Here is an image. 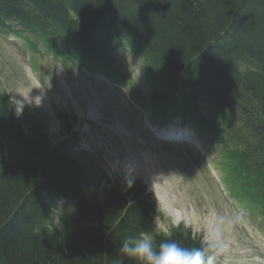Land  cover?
<instances>
[{"label": "trees", "instance_id": "obj_1", "mask_svg": "<svg viewBox=\"0 0 264 264\" xmlns=\"http://www.w3.org/2000/svg\"><path fill=\"white\" fill-rule=\"evenodd\" d=\"M103 1L0 0V28L10 30L6 22L13 19L48 42L69 41L66 49L83 60L105 52L112 39L127 38L151 65L156 95L165 97L160 110H178L203 125L208 117L200 104L226 124L225 108L235 105L237 120L259 140L255 157L264 171V0H136L157 35L129 25L139 26L130 0H118L116 23L98 30L91 20ZM150 34L155 41L147 40ZM23 126L11 105H0V147L10 152L0 169V264H121V244L145 211L144 188H129L117 177L107 183L103 203L87 198L64 146ZM56 193L69 209L49 235L43 225ZM184 233L176 229L158 244L174 240L186 247ZM122 264L138 262L124 257Z\"/></svg>", "mask_w": 264, "mask_h": 264}, {"label": "rangeland", "instance_id": "obj_2", "mask_svg": "<svg viewBox=\"0 0 264 264\" xmlns=\"http://www.w3.org/2000/svg\"><path fill=\"white\" fill-rule=\"evenodd\" d=\"M29 39L35 46L38 47L41 45L42 40L36 36H31ZM8 46L9 43L7 42H3V44L0 45V72L2 78L0 93L3 94L0 105H11L15 109L17 115H19L20 122L26 125L23 126L25 133L29 134L30 127L36 128L47 136L49 135L51 139L50 142L55 144L59 141V138L63 136L62 134H64V131L68 130L70 123L74 122L81 115L82 111L89 108L92 101H98L95 109L100 112L103 103L106 100H112V102H106V105L110 106L111 112L104 110V116L107 115V112H110L113 118H116V113L122 110L119 99L110 96L107 92H102L98 95L91 93L89 91L91 87H88L89 83H87L84 78H80L72 69L67 70L62 67H56V65L60 66L59 62L58 64H52L53 60L47 54L46 58L48 59H44L42 62L45 63L47 71L45 73V80L49 83L47 84L46 92L47 94L49 92L50 98H52L51 101L53 102L52 105L58 112V116H55L50 111V104L45 100V92L39 89V85L30 76L29 70L26 69L25 65L22 64L21 67L16 61L17 64H14V70L17 71L14 72L10 70L8 59L4 60L3 58L13 56L18 59V57L16 55L17 52H12ZM57 78L60 81H58ZM112 105L114 106L113 108H111ZM21 107L22 112L19 113ZM122 112L124 116H126L127 113H124V110H122ZM94 135L96 136V134ZM111 142L112 139L109 138L107 141H104V143L102 142L103 144L99 143L102 148H105L107 152H109L110 161L107 181L105 183L97 181V178H95V170L90 167H86L84 170L83 179L87 189H89L90 196L92 199L98 198L100 203L105 201L104 198L108 182L117 177L125 181V170L122 169L119 164V160L124 159L125 154L121 153L116 157L112 156L111 151L116 146ZM132 143L133 144L129 146L130 148H139L136 143ZM217 149L218 148L215 147V159L220 156ZM155 154L159 156L157 153ZM155 157L156 156H154V158ZM170 159L172 161L180 160V158L176 159L173 156H170ZM161 160L163 162L167 161L166 158L163 159L160 156L155 158V161H159V163ZM80 162L83 163L84 159L80 158ZM169 163L166 162L165 168H163V181L166 183L164 186H166L167 192L162 191L160 193L161 195L163 192L167 194L169 191L168 194L172 200L171 206L181 209L183 214L186 212H195V219L186 217L189 221L184 219L185 224L178 225L173 216L171 218L166 217L160 224L164 226L166 223L165 227L170 225L171 229H189L196 239L199 238L201 240L202 244L217 243L219 239H216L220 237L222 239L228 238L230 244L227 248L222 249L224 254L229 255L233 253V255L238 258L246 256L250 259H254V255L260 251L261 245L258 240L254 238L249 229L247 230L245 227L241 226L239 216H237L222 199L217 197L214 193H211V190H209L205 184L201 183V177L196 170L189 168L188 173V171L183 168L184 172L175 175L170 172ZM97 167L100 168L98 164ZM156 168L160 169L159 167ZM151 169H153V167H151ZM143 178H136L137 181L133 179L134 182L132 185H136L137 187L143 185L142 182L145 181V178ZM199 191L200 194L198 195ZM228 195L232 196L230 192ZM213 238H215L217 242L213 240ZM222 241L223 240H221V242Z\"/></svg>", "mask_w": 264, "mask_h": 264}, {"label": "bare ground", "instance_id": "obj_3", "mask_svg": "<svg viewBox=\"0 0 264 264\" xmlns=\"http://www.w3.org/2000/svg\"><path fill=\"white\" fill-rule=\"evenodd\" d=\"M130 1H132V4L129 5V9H130L129 12L132 11L130 14L135 13L137 15V17L139 18V26H137L136 23H132V25L130 23L129 25L131 27H140V28H142L141 29L142 31L145 30V31H148V32L153 33L155 35L156 31H153V30L150 31V29H149L150 24H149V21L145 19L144 12L139 10L140 6H139L138 2L136 0H130ZM103 4H102V8L99 9L98 13L96 15L92 16L93 18L91 17L92 18L91 22H93L94 25L95 24L98 25L97 26L98 30H99V28L103 27V24H109V25L115 24L116 19H115L114 15L120 11L119 10L120 9V2L118 0H104ZM23 10H25V8H23ZM112 16H114V17H112ZM99 24H101V25H99ZM154 35L150 34L147 37V40L149 42L155 41ZM95 106L96 105L93 102L92 108H94ZM108 106L106 105V102H104L102 107H101V112H103L102 110L104 107H108ZM90 110H92V109H89V111ZM90 113L94 115V117L97 121H100L98 119V116H96L95 111H91ZM252 123H253V127H255L256 125L258 126V122L256 123L253 121ZM119 164H120L122 169L126 170L129 174H131L132 179L144 177L145 180H148V187H150L152 184L154 190H157L158 192H162V191L167 192V188H166V186H164L165 182L162 181V179L164 177L163 168H165V165H166L165 162L161 161L159 163V161H155V159L150 157V155L145 154L143 152L138 153V154L127 152V156H125L124 159H120ZM151 167H153V169H151ZM156 167H159L160 169H157ZM163 193L166 194L165 192H163ZM168 193H169V191H168ZM166 206H167V204H166ZM168 211L169 212L161 215L159 213L150 212L148 209H145L143 214L141 213L139 220L137 222L133 223V227L130 228V234L132 233L134 235L135 231L138 230L139 228H141V226L157 225L161 221H163V219H165L166 217L171 218L174 216V219H175V221H177L178 225L185 224L184 219H186V221H189V219H195L194 218L195 212H192V213L186 212L185 214H183L182 210L178 209V208H174V210H171V211L168 210ZM186 217H188L189 219ZM190 228H192V227H190ZM180 230H182L183 232H186L182 236V240H185L187 242L186 247L198 248L199 246L202 245L201 241L197 240L193 236L191 230H189V229L183 230V228H180ZM130 234H129L128 239H133V235L132 234L130 235ZM164 239H169V238H164ZM218 239L220 240L222 238L220 237V238H217L216 240H218ZM213 240H215V238H213ZM157 246H158V244H157Z\"/></svg>", "mask_w": 264, "mask_h": 264}, {"label": "clouds", "instance_id": "obj_4", "mask_svg": "<svg viewBox=\"0 0 264 264\" xmlns=\"http://www.w3.org/2000/svg\"><path fill=\"white\" fill-rule=\"evenodd\" d=\"M21 112L22 107L19 113ZM125 173V184L130 188L134 181L131 174L126 170ZM150 190L155 195L152 184ZM119 251L122 253L121 264L124 257L132 258L138 264H214L215 259L208 247H183L174 240L159 242L158 246L154 247L152 239L147 235L134 240L125 239Z\"/></svg>", "mask_w": 264, "mask_h": 264}]
</instances>
